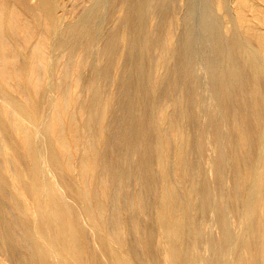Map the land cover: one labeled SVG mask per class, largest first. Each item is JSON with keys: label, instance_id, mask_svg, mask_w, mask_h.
Returning <instances> with one entry per match:
<instances>
[{"label": "rangeland", "instance_id": "obj_1", "mask_svg": "<svg viewBox=\"0 0 264 264\" xmlns=\"http://www.w3.org/2000/svg\"><path fill=\"white\" fill-rule=\"evenodd\" d=\"M261 33L264 0H0V264H264Z\"/></svg>", "mask_w": 264, "mask_h": 264}, {"label": "bare ground", "instance_id": "obj_2", "mask_svg": "<svg viewBox=\"0 0 264 264\" xmlns=\"http://www.w3.org/2000/svg\"><path fill=\"white\" fill-rule=\"evenodd\" d=\"M39 1V0H38ZM110 1V0H109ZM42 2V1H41ZM37 4V3H36ZM38 6V5H37ZM36 6V7H37ZM39 10V9H38ZM41 12H42V10H41ZM46 12V11H45ZM35 14V13H34ZM41 14V13H40ZM43 15V14H42ZM76 15V14H75ZM48 16V15H47ZM36 17H39V16H36ZM41 19V18H40ZM43 20V19H42ZM127 21V20H126ZM227 21V20H226ZM122 23V22H121ZM89 24H91V23H89ZM123 24V23H122ZM87 27V26H86ZM88 28V27H87ZM122 28H124V27H122ZM86 29V28H85ZM108 29V28H107ZM83 31H85V30H83ZM95 31V30H94ZM123 31V30H122ZM259 32V31H258ZM83 33V32H82ZM121 33V32H120ZM119 33V34H120ZM98 34V33H97ZM262 34V33H261ZM264 34V33H263ZM262 34V35H263ZM127 35V34H126ZM110 37V36H109ZM123 37H125L124 36V31H123ZM264 37V36H263ZM83 38V37H82ZM260 38H262L261 37V35H260ZM80 39V38H79ZM85 39V38H84ZM109 39V38H108ZM124 41V40H123ZM32 46V45H31ZM79 46V45H78ZM30 49V48H29ZM94 49V48H93ZM83 51V50H82ZM82 51H80V52H82ZM5 53V52H4ZM49 58V57H48ZM3 59H4V57H3ZM81 59V58H80ZM67 63V62H66ZM42 64V63H41ZM80 64V63H79ZM14 65V64H13ZM2 66V65H1ZM65 66V65H64ZM68 66H69V64H68ZM67 68H69V67H67ZM39 78V77H38ZM40 79V78H39ZM38 81H40V80H38ZM64 89V88H63ZM68 90V89H67ZM63 91V90H62ZM61 91V94H62V99H66V98H68V96H67V91H66V89L64 90L65 92H62ZM69 91V90H68ZM67 93V94H66ZM70 93V92H69ZM60 94V95H61ZM77 94H78V92H77ZM4 95V94H3ZM73 95V94H72ZM69 96H70V94H69ZM75 96V95H74ZM1 97H3L2 96V94H1ZM71 97H73V96H71ZM4 98V97H3ZM6 98V97H5ZM60 98H61V96H60ZM77 98V97H76ZM0 99H2V98H0ZM8 99V98H7ZM61 99V100H62ZM73 99V98H72ZM71 99V100H72ZM74 99H75V97H74ZM176 99V98H175ZM60 100V101H61ZM69 100V99H68ZM178 100V98L175 100V102ZM9 101V100H8ZM7 101V102H8ZM11 101V100H10ZM9 101V102H10ZM4 102V101H3ZM8 102V103H9ZM62 102V101H61ZM60 102V103H61ZM65 102V101H64ZM64 102H62V103H64ZM71 102V101H70ZM6 103V102H5ZM67 103V102H66ZM66 103H64V104H62V105H65L63 108L64 109H62L63 111H65L64 113H66V111L68 110L67 109V106H68V103H67V105H66ZM10 105H13L12 103L10 104ZM17 105V104H16ZM61 105V106H62ZM7 106V105H6ZM14 106V105H13ZM9 107V106H8ZM15 107V106H14ZM57 107V106H56ZM76 107V106H75ZM10 108V107H9ZM69 108V107H68ZM12 109V108H11ZM104 110H105V108H104ZM11 111V110H10ZM9 111V112H10ZM18 110H14V114L16 113V115L18 114ZM70 112V111H69ZM76 112V111H75ZM12 112H10V114H11ZM23 113V112H22ZM57 113V112H56ZM71 113V112H70ZM69 113V114H70ZM77 113V112H76ZM76 113H74V114H76ZM20 114V113H19ZM66 114H68V113H66ZM65 114V115H66ZM68 114V115H69ZM73 114V113H72ZM163 115H165V114H163ZM75 116V115H74ZM168 116V115H167ZM70 117H72V116H70ZM21 118V117H20ZM90 118V117H89ZM19 119V117L16 119V120H18ZM101 119V118H100ZM168 119V118H167ZM170 119V118H169ZM21 120V119H20ZM70 120V119H69ZM97 120V119H96ZM174 120V119H173ZM172 120V121H173ZM169 121V120H168ZM22 122V121H21ZM72 122H73V120H72ZM77 122V121H76ZM90 122H91V120H90ZM98 122V121H97ZM103 122V121H102ZM173 122H175V121H173ZM172 122V124H171V121H169V124H171L172 125V127L174 128L175 126L174 125H176L177 124V122H175L176 124H174ZM16 123H19V122H16ZM95 123V122H94ZM99 123H101L100 121H99ZM21 124V123H20ZM29 124V123H28ZM168 124V125H169ZM88 125V124H87ZM101 125H103L102 123H101ZM170 125V126H171ZM21 126L22 127H24L22 124H21ZM19 124L17 125V128L19 129V133H21L22 135H23V137H24V139H25V142H26V144L28 145L27 147H30V149H27V150H31V145H33V142L34 141H32V136H30V133H29V131H27V130H25L24 128H22ZM71 126V125H70ZM75 126H76V124H75ZM89 126V125H88ZM178 126V125H177ZM26 127V126H25ZM59 127H60V125H59ZM165 127V126H164ZM97 129H98V127H96ZM172 128V129H173ZM76 129H77V127L75 128V130L74 131H76ZM91 129V128H90ZM89 129V130H90ZM100 129H101V127H100ZM176 129V128H175ZM174 129V130H175ZM78 130V129H77ZM88 130V131H89ZM74 131H73V133H74ZM176 131V130H175ZM59 132V135H57V134H55V135H57V137L59 136V140L62 142V144L65 146L66 145V143L68 142L69 143V141H67L66 142V139H65V137H64V135H63V131H58ZM57 132V133H58ZM78 132V131H77ZM76 132V133H77ZM98 132H99V130H98ZM97 132V133H98ZM174 132V131H173ZM247 132V131H246ZM20 134V135H21ZM66 134V133H65ZM172 135H173V133H171ZM182 134H183V132H182ZM181 134V135H182ZM175 135H177V132H176V134ZM175 135H173L174 137H175V139H176V136ZM179 135V134H178ZM91 136V135H90ZM35 137V136H34ZM56 137V138H57ZM76 137V136H75ZM74 137V138H75ZM77 137H78V135H77ZM76 137V138H77ZM178 137V136H177ZM180 137V136H179ZM54 138H55V136H54ZM67 139H68V137H66ZM88 138H89V140H90V137L88 136ZM36 138H34V140H35ZM79 139V138H78ZM69 140V139H68ZM151 140H152V138H151ZM177 140V139H176ZM178 140H179V138H178ZM242 140V139H241ZM77 140H75V142H76ZM181 141V140H180ZM58 142V141H57ZM82 142V141H81ZM91 142V141H90ZM87 143H89V142H87ZM93 143V142H92ZM176 144H177V141L175 142ZM181 143V142H180ZM60 144V143H59ZM85 144H86V142H85ZM35 145V144H34ZM61 145V144H60ZM88 145V144H87ZM87 145L85 146V147H87ZM1 146V145H0ZM68 146V145H67ZM67 146H66V149H68L67 148ZM90 146V145H89ZM93 146V145H92ZM180 146V145H179ZM179 146H177V147H179ZM33 147V146H32ZM59 147H62L63 148V146H59ZM70 147V146H69ZM61 148V149H62ZM88 148H90V147H88ZM87 148V149H88ZM66 149H64V151L66 150ZM84 150V149H83ZM70 151V150H69ZM30 152V151H29ZM66 152H67V150H66ZM65 152V153H66ZM92 152V151H91ZM176 152H177V150H176ZM180 152V151H179ZM178 152V153H179ZM84 153H86V152H84ZM84 153H83V155H84ZM90 152H87V154H89ZM177 153V154H178ZM180 154H182V153H180ZM66 155V154H65ZM92 155V154H91ZM90 155V156H91ZM95 154H93V156H94ZM69 156V155H68ZM86 156V155H85ZM89 156V157H90ZM179 156H181V155H179ZM97 157V156H96ZM70 158V157H69ZM87 158V157H86ZM97 158H99V156L97 157ZM235 158V157H234ZM239 158V157H238ZM237 158V159H238ZM91 159H92V157H91ZM94 159H95V157H94ZM110 159V158H109ZM81 160V159H80ZM85 160V159H84ZM30 161V160H29ZM89 161V160H88ZM91 161H94V160H91ZM239 161L241 162V160L239 159ZM238 161V162H239ZM32 162V161H31ZM30 162V163H31ZM80 162V161H79ZM86 162V161H85ZM97 162V161H96ZM81 163V162H80ZM82 163H83V159H82ZM98 163V162H97ZM243 164V163H242ZM89 165V164H88ZM80 166V165H79ZM91 166V165H90ZM240 166V165H239ZM243 167V166H242ZM82 168L84 169V170H86L87 171V169H89L88 168V166H87V164H83V166H82ZM167 169V168H166ZM241 169V168H240ZM244 169H245V167H244ZM80 170V169H79ZM82 170V169H81ZM93 170H94V168H93ZM13 171V170H12ZM89 171V170H88ZM246 171H247V169H246ZM194 172V171H193ZM237 172V171H236ZM235 172V182H234V185H233V189L232 190H234V196L236 197V199H239V197H241V192H242V185L245 183H243V175L241 174V172H237L236 173ZM81 173H83V172H81ZM89 173V172H88ZM85 174V173H84ZM94 173H92V175H93ZM197 174V173H196ZM176 175V174H175ZM81 176H83L82 174H81ZM85 176H87V175H84V177ZM224 176V175H223ZM172 177V176H171ZM195 177V176H194ZM193 177V178H194ZM86 178V177H85ZM87 178H89V177H87ZM123 178V177H122ZM84 179V178H83ZM90 179H92V178H89L88 180H90ZM87 180V179H86ZM120 180V179H119ZM90 182V181H89ZM88 182V183H89ZM233 182V181H232ZM85 183V182H84ZM104 183V182H103ZM178 184V183H177ZM88 185V184H87ZM101 185H103V184H101ZM105 186V185H104ZM244 186V185H243ZM84 187H85V185H84ZM167 188L165 189V191H164V193H163V195H162V199H161V202H160V217H159V221H161V223H162V219H167L168 221V224H169V226H170V230H171V232H172V234H173V242H172V248H171V254L172 255H175V253H177L178 252V243H179V245H180V243L182 242L183 243V240H184V238H185V233H186V228H185V225H186V213H185V210H184V202H183V199L182 198H180L179 196H177V194H175V193H177V191L176 192H174V190L172 189V187L171 188H168L169 186H166ZM86 188V187H85ZM104 189V188H103ZM121 189V188H120ZM153 189V188H152ZM193 189V188H192ZM176 190V189H175ZM87 192V191H86ZM191 192V191H190ZM192 192H193V190H192ZM61 193V192H60ZM193 193H195V192H193ZM193 193H191V195L193 194ZM233 193V192H232ZM63 194V193H62ZM62 197H63V195H62ZM131 197V196H130ZM64 198V197H63ZM67 199V198H66ZM189 199V198H188ZM198 199V198H197ZM235 199V200H236ZM63 201H65V200H63ZM69 201V200H68ZM89 201V200H88ZM130 201V200H129ZM236 201H238V200H236ZM187 203H188V200H187ZM200 203H201V201H200ZM67 204H68V202H67ZM130 205V204H129ZM64 206V205H63ZM67 206V205H66ZM67 209V208H66ZM190 209V208H189ZM239 210V209H238ZM187 211V210H186ZM70 212H71V210H70ZM76 212H77V210H76ZM129 212V211H128ZM133 213V212H132ZM188 213V212H187ZM55 215H56V213H55ZM196 221L198 220V219H195ZM117 221V220H116ZM189 221V220H188ZM77 222V221H76ZM192 222H194V221H192ZM143 223V222H142ZM201 223H202V220H201ZM117 225L119 224L118 223V221H117V223H116ZM193 224V223H192ZM195 224H198V221H197V223H195ZM201 225V224H200ZM146 226V225H145ZM189 226V225H188ZM194 226H196V225H193V228H194ZM196 228V227H195ZM195 228H194V230H195ZM21 229V228H20ZM117 229V228H116ZM144 229V228H143ZM201 230V229H200ZM116 231V234L117 235H119V230H115ZM196 231L198 232V230L196 229ZM201 232V231H200ZM98 234V233H97ZM196 234V233H195ZM104 236V235H103ZM120 236V235H119ZM119 236H117V237H119ZM199 237V236H198ZM202 237V236H201ZM24 239H26V238H24ZM25 242L27 243V241L25 240ZM79 242V241H78ZM146 244V243H145ZM199 244V243H198ZM197 244V245H198ZM76 245H77V242H76ZM75 245V246H76ZM80 245V244H79ZM80 246H83V245H80ZM79 246V247H80ZM32 249V248H31ZM78 249V248H77ZM78 252V251H77ZM78 254V253H77ZM80 254H82V253H80ZM80 254H79V256H80ZM104 255H106V254H104ZM32 256V255H31ZM81 256H83V255H81ZM89 257V256H88ZM90 257H91V255H90ZM97 257V256H96ZM105 257V256H104ZM23 258V257H22ZM34 258V257H33ZM32 259V258H31ZM88 259V258H87ZM89 260V259H88ZM102 260V259H101ZM100 260V261H101ZM84 261H85V259H84ZM87 261V260H86ZM259 261V260H258ZM91 262V261H90ZM110 262H112V260H110ZM25 263V262H24ZM113 263V262H112ZM32 264V263H31ZM37 264V263H36ZM93 264V263H92ZM96 264V263H95ZM129 264V263H128Z\"/></svg>", "mask_w": 264, "mask_h": 264}]
</instances>
